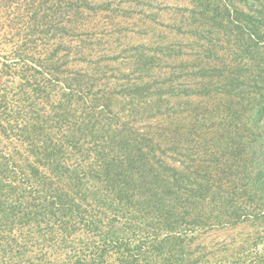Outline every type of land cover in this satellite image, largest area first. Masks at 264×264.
Listing matches in <instances>:
<instances>
[{"label": "rangeland", "instance_id": "obj_1", "mask_svg": "<svg viewBox=\"0 0 264 264\" xmlns=\"http://www.w3.org/2000/svg\"><path fill=\"white\" fill-rule=\"evenodd\" d=\"M57 192L18 264H264V0H0V210Z\"/></svg>", "mask_w": 264, "mask_h": 264}, {"label": "trees", "instance_id": "obj_2", "mask_svg": "<svg viewBox=\"0 0 264 264\" xmlns=\"http://www.w3.org/2000/svg\"><path fill=\"white\" fill-rule=\"evenodd\" d=\"M47 194H43V196H46ZM52 197V202H48V204L44 207L45 209L42 210H36V211H22V213L18 214L15 216L12 214L14 209H11V212L7 211H2L0 210V222H9L11 220V217L13 216L18 220L20 224H37L38 222H41L39 220H48V221H57L63 223L64 220L69 219L68 215V210L63 208L64 207V200H68V195H66L65 192H57L53 193V195H50ZM70 202V201H69ZM71 209H75L74 207H71ZM74 212V211H73ZM72 215V213L70 214ZM168 215H173V214H168ZM174 216V215H173ZM13 220L9 225H11ZM161 224V223H160ZM160 224H155L152 222H147L145 223L144 226L148 227V237L150 239V236H153L156 242V245L150 246L148 245L149 242L146 241L147 248L146 249H152L153 252L156 254L160 255V252L163 253V251H168L169 252V246H171V250H176L177 248H182L181 244L177 241L179 240L178 238L174 237V224L173 223H166L165 226V231L163 229H160L157 225ZM9 229V227H7ZM11 230V229H10ZM163 232H165V236L163 238ZM161 241H158V240ZM177 239V240H175ZM4 240V239H3ZM0 241V253L2 251L4 252L2 256H0V264H18V260L23 261L25 263L23 253L21 252H16L15 250L13 251V243L7 242L3 243L4 241ZM7 240V239H6ZM6 245V246H4ZM5 247V249H3ZM152 247V248H151ZM115 248V247H113ZM120 250V249H118ZM147 254H151L150 251L148 252H142V254L139 256V260L133 259V261H127L128 259L122 260L125 263L123 264H149V261L151 257H148ZM143 255V256H142ZM103 256V255H99ZM119 256H124V255H119ZM83 258L80 259H75L74 264H85L82 262ZM94 264H104L101 261V258L96 259L92 261Z\"/></svg>", "mask_w": 264, "mask_h": 264}]
</instances>
